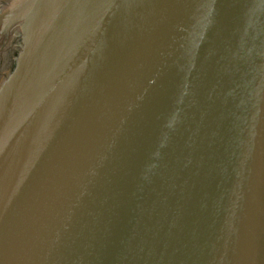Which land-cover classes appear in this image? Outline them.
Wrapping results in <instances>:
<instances>
[{
	"label": "water",
	"instance_id": "water-1",
	"mask_svg": "<svg viewBox=\"0 0 264 264\" xmlns=\"http://www.w3.org/2000/svg\"><path fill=\"white\" fill-rule=\"evenodd\" d=\"M0 264H264V0H0Z\"/></svg>",
	"mask_w": 264,
	"mask_h": 264
}]
</instances>
